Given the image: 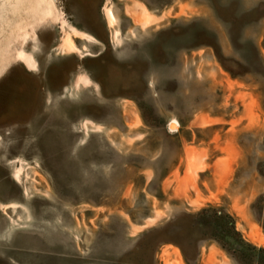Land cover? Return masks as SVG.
Segmentation results:
<instances>
[{
  "label": "rangeland",
  "instance_id": "rangeland-1",
  "mask_svg": "<svg viewBox=\"0 0 264 264\" xmlns=\"http://www.w3.org/2000/svg\"><path fill=\"white\" fill-rule=\"evenodd\" d=\"M261 163L264 0H0V264H236Z\"/></svg>",
  "mask_w": 264,
  "mask_h": 264
},
{
  "label": "trees",
  "instance_id": "trees-1",
  "mask_svg": "<svg viewBox=\"0 0 264 264\" xmlns=\"http://www.w3.org/2000/svg\"><path fill=\"white\" fill-rule=\"evenodd\" d=\"M258 171L264 175V163L258 166ZM156 181L157 178H154L149 186L152 187ZM252 210L264 230V194L257 198ZM185 216L201 234V241L216 242L236 264H264V248L246 241L237 230L235 219L229 213L208 207L195 215Z\"/></svg>",
  "mask_w": 264,
  "mask_h": 264
},
{
  "label": "flooded vegetation",
  "instance_id": "flooded-vegetation-1",
  "mask_svg": "<svg viewBox=\"0 0 264 264\" xmlns=\"http://www.w3.org/2000/svg\"><path fill=\"white\" fill-rule=\"evenodd\" d=\"M44 25H46V24H44ZM32 40V38L30 39V41ZM24 51L26 52V53H28V54H31V52H27V51H30V49H29V47L28 48H26V49H24ZM32 56H33V54H31ZM33 58H34V56H33ZM35 59V58H34ZM36 61V60H35Z\"/></svg>",
  "mask_w": 264,
  "mask_h": 264
},
{
  "label": "bare ground",
  "instance_id": "bare-ground-1",
  "mask_svg": "<svg viewBox=\"0 0 264 264\" xmlns=\"http://www.w3.org/2000/svg\"><path fill=\"white\" fill-rule=\"evenodd\" d=\"M90 40H91V39H90ZM23 56H27V55L24 54ZM23 56H22V58H23ZM25 58H26V57H24V59H25ZM24 59H23V61H25ZM26 60H27V59H26ZM26 62H27V61H26Z\"/></svg>",
  "mask_w": 264,
  "mask_h": 264
}]
</instances>
